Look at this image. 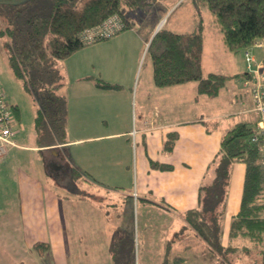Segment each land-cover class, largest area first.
Instances as JSON below:
<instances>
[{
    "label": "crops",
    "instance_id": "0c3cea01",
    "mask_svg": "<svg viewBox=\"0 0 264 264\" xmlns=\"http://www.w3.org/2000/svg\"><path fill=\"white\" fill-rule=\"evenodd\" d=\"M129 19L131 27L87 44L64 59L63 66L68 76L62 87L67 98L66 142L23 144L22 139H18L21 131L17 130L14 135L16 146L8 147L2 156L5 160L1 161V167L6 165L9 157L18 156L20 151L43 153L42 172L47 182L33 175L32 171H20L16 176L19 178V193L13 196L17 201L16 209L0 210V228L3 230L7 225L14 226L16 223L17 229L23 232L28 250L34 249L38 254L33 264L47 255L53 264H86L89 259L98 264L101 256L107 255L111 260L114 257L113 235H103V230L108 229L100 225L87 229L83 225L85 219L82 216L89 213L85 211L86 193L75 192L80 202L76 205L69 193L61 195L53 189L48 190L50 173L47 169L55 171V183L60 184L57 180L65 176L64 184L60 185L72 187L75 181L72 179V168L77 167L86 175L81 176L74 187L82 182L87 184L88 180L84 177L94 180L92 183H96L100 201L105 200L100 206L105 204V207L116 209L117 200H120L123 206L126 204L131 215L141 205L146 215L152 211L159 214L172 212L179 216L182 229L186 225L184 213L199 206L200 187L221 150L224 133L239 121L253 122L255 119L245 81L243 85L247 87L249 105L238 112L247 113V116L232 121L217 111H199L204 94L198 92L195 81L159 87L154 82L151 62L143 76L137 79L145 48L163 20L156 21L146 33L141 30L139 18ZM199 22L200 18L193 16L189 18L187 29L179 32L195 30ZM211 23L217 41L220 37L225 51H230L213 18ZM203 39L204 56V32ZM253 48L264 49L254 44L242 49L244 57L249 51L256 62L263 64V56L259 58L258 51ZM244 64V72L233 73L243 80L247 76L246 58ZM227 76L230 77L229 74ZM97 78L118 84L119 88H101L96 83ZM204 99L208 103L211 98ZM14 105L18 108L15 117L17 128L22 123L19 106ZM34 129L36 131L35 126ZM171 134H175L176 138L171 149H167L166 142ZM245 167L242 162L233 165L225 201L223 245L229 243L232 217L240 209ZM1 195L8 198L7 191ZM108 197H111V202L106 200ZM12 211L16 218L12 216ZM124 213L125 210L122 214L116 213L118 217L112 220L109 231L125 223V218L119 217ZM195 238L192 246L185 239H171L165 236V232L162 233L159 240V246L164 248L161 264L171 249H175V253L168 264L184 262L185 258L179 253L191 247L197 251L194 255H201L205 260L210 258L205 254L204 247H200L198 241L202 240L197 235ZM132 241L135 247L134 235ZM235 242L241 244L243 241L239 239Z\"/></svg>",
    "mask_w": 264,
    "mask_h": 264
},
{
    "label": "trees",
    "instance_id": "16d2710c",
    "mask_svg": "<svg viewBox=\"0 0 264 264\" xmlns=\"http://www.w3.org/2000/svg\"><path fill=\"white\" fill-rule=\"evenodd\" d=\"M146 3L147 0H0V40L8 64L24 88L39 97L35 128L40 134L44 127L47 133V139L39 143L66 142L67 98L62 92L64 82L57 65L59 60L90 44L82 42L79 33L114 14L124 18L122 30L127 29L131 22L126 11L141 9ZM191 3L200 18L197 29L179 32L163 25L147 46L154 82L165 87L195 81L199 93L216 96L229 76L204 72L203 9L207 8L212 15L227 48L238 52L264 42V0H191ZM262 62L264 70V55ZM96 83L101 88H119L118 84L100 78ZM12 108L17 117V106ZM255 119L239 121L224 133L221 150L200 187L199 206L184 213L186 225L175 236L187 240L191 233L197 235L207 243V257L213 259L216 255L225 264H238L235 261L243 257L242 251L255 252L260 264H264V166L250 138ZM175 138V134L169 136L167 149H171ZM236 162L246 166L242 199L238 213L232 217L229 243L223 245L225 201ZM83 175L86 174L79 168H72L73 180ZM239 239L243 241L241 244L235 242ZM128 248L132 250L129 260L119 264H134V242L113 245L116 259L120 249ZM168 262L166 255L162 264Z\"/></svg>",
    "mask_w": 264,
    "mask_h": 264
},
{
    "label": "rangeland",
    "instance_id": "374dc122",
    "mask_svg": "<svg viewBox=\"0 0 264 264\" xmlns=\"http://www.w3.org/2000/svg\"><path fill=\"white\" fill-rule=\"evenodd\" d=\"M6 1L20 2L24 0ZM126 12L128 18H139L141 21V30L146 33H148L156 21L158 22L163 20V24L161 26L164 25L165 27L175 31H184V29H187L186 25L189 22V18H192L193 16L198 18V15L194 12L191 0H147L146 5L141 9L127 10ZM202 17L204 23L203 32L206 36V50L203 56L204 70L206 73L214 72L227 75L229 74L230 77L227 79L225 85L220 89L216 96L210 97L209 95L204 94L201 97L199 111L205 113L209 111H217L222 113L224 118H231L232 121H237V119L247 116V113L239 114L238 111L245 109L249 105L250 99L248 98L247 87L243 85V78L240 79L239 76H235L233 74L235 72H244L245 57L243 50L238 52H231L228 50L225 51L226 48L221 42L220 37H218L219 41H217V38H215L217 35H215V33L211 30L212 15L207 8L203 9ZM188 29L191 28L189 27ZM253 50L258 51L257 55L259 58L264 55V49L253 48ZM63 62L64 58L59 60L57 68L59 70L60 80L65 82L68 76L64 70ZM150 62L146 47L142 61L138 68L137 79L140 78V76H143L148 66L151 65ZM0 89L4 90L6 94V101L10 106L14 104L19 106L22 125L19 127L17 126L16 131H21V134H19L20 136L18 137V139H22L21 143L29 145L31 143H39V141L41 142L43 139L46 140L47 133L44 127L40 129L41 132H43L40 134L34 129L35 118L37 116L38 109L40 108L39 97L26 90L23 83L15 76L8 64L7 56L2 48L1 40ZM204 98L211 99H208L210 101L205 103ZM48 154L50 155V153ZM1 158L0 163L2 160H5ZM41 158H43V153L41 151H20L18 156L16 155L12 158L9 157L5 166L1 167L0 165V196H2L0 197V210L3 211L7 208L16 209L17 201L13 198V196L19 193V178L17 179L16 176L20 171H32V174L37 176L39 179H45L46 176H44L42 172L44 163L41 162ZM55 160L57 161V159ZM49 164L52 165V163ZM48 170L50 173V175H48V190L53 189L61 195L69 193V197L76 205L80 204L76 193H78V191L86 193L87 199H85V211H89V213H84L82 216V218L85 219L83 224L84 227H88L87 229H90L94 225H100V227L108 229V231L103 230V235L111 237L113 235L115 244L119 243L121 246L124 242L130 243L132 241V236L134 235V264H161L164 248L159 246L160 235L165 232L166 237L171 239L175 238V233L180 232L182 227L178 215L172 212L159 214L156 211H152L150 214L146 215L144 214V208L142 205L138 211L136 208L134 215H131L130 211L127 212L128 208L126 204L123 206L120 200H117L116 209L105 207V204L100 206V203L105 200L100 201V197H98V194L96 193V183H92L95 182L94 180L84 177L83 179L88 180L87 184L82 182V184L77 187L74 186L78 180L74 181L72 187L68 184L60 185L64 184L65 176L61 177L60 180H57L60 184L55 183V180L57 179H55V171L51 169L50 172V168L47 169V171ZM45 182H47L46 179ZM5 191L8 193V198L6 199L3 198V195H1L2 192ZM106 200L111 202V197H108ZM124 210L125 215H120L119 217H124L125 223H123L120 227L116 226L114 231H109L110 225L113 224L112 220L118 217L116 213L118 212L122 214ZM13 214L15 213L12 211V216ZM13 217L16 218V215ZM132 224H134V230H132ZM6 236H8V238L5 239ZM22 236L23 232L17 229L16 223L14 226L7 225L6 229L3 228V230L0 228V264H33V260L36 259V255L38 254L34 249L31 251L28 250L26 242ZM195 239V235L191 233V236L189 239L187 238L186 242L190 243V245L192 244L193 246ZM201 240L202 241H198L200 243V247L203 246L204 250H206L207 243L204 239ZM222 240L223 230L221 234V242ZM171 243L174 242L171 241ZM119 251V257L117 259L115 257H111V260L110 258H107V255H104L99 258L98 264H112V262L113 264H119L124 260H129V253L132 252L130 248L124 251L120 249ZM169 252L168 258L170 259L175 253V249H171ZM196 252V249L193 247L185 252H180L179 255L185 258V260H183L184 262H178L176 264H225L222 262L221 257V259L218 260L215 255L216 257L214 256L213 261H211L210 258H206L205 260L204 258H201V255H194ZM240 254L243 257L236 259L235 262H238V264H260L255 252L245 254L242 251ZM47 258L48 255L41 256L36 264H53L52 260H48ZM196 258H198V260H196ZM89 261L90 262H87L86 264H94L90 259Z\"/></svg>",
    "mask_w": 264,
    "mask_h": 264
},
{
    "label": "built area",
    "instance_id": "2783aa9c",
    "mask_svg": "<svg viewBox=\"0 0 264 264\" xmlns=\"http://www.w3.org/2000/svg\"><path fill=\"white\" fill-rule=\"evenodd\" d=\"M125 27V20L118 14L111 15L100 24L85 28L79 33V39L84 43L95 42L99 38L109 37ZM256 46L264 48V42H256ZM247 76L244 78L248 86L252 109L255 113V122L251 132V141L256 144L261 163L264 166V70L263 64L255 60L254 55L246 51ZM15 115L12 106L6 101L4 90L0 89V157L4 156L10 146H16L14 135L16 133Z\"/></svg>",
    "mask_w": 264,
    "mask_h": 264
},
{
    "label": "water",
    "instance_id": "95a60500",
    "mask_svg": "<svg viewBox=\"0 0 264 264\" xmlns=\"http://www.w3.org/2000/svg\"><path fill=\"white\" fill-rule=\"evenodd\" d=\"M161 25H162V23H160V24L158 25L157 29L155 30V33L161 28ZM155 33H154V34H155Z\"/></svg>",
    "mask_w": 264,
    "mask_h": 264
}]
</instances>
